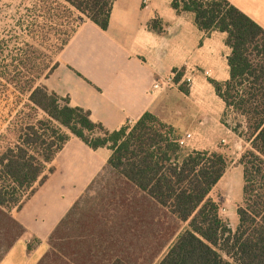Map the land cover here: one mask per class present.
<instances>
[{
	"label": "trees",
	"instance_id": "16d2710c",
	"mask_svg": "<svg viewBox=\"0 0 264 264\" xmlns=\"http://www.w3.org/2000/svg\"><path fill=\"white\" fill-rule=\"evenodd\" d=\"M114 1L35 0L27 21H18L0 39V217L6 219L7 238L12 239L7 251L25 234L11 212L21 209L45 182L56 155L73 136L92 150L110 149L103 172L122 179L152 210L186 224L177 236L171 235L175 238L157 264H264V30L227 0H171L176 14L192 13L207 36L225 34L230 50L229 79L209 83L225 109L244 124L232 131L249 143L239 159L242 204L232 231L209 198L229 165L223 154H183L175 141L180 137L151 112L131 127L108 131L88 111L71 106L68 98L44 84L84 19L107 29ZM148 27L163 32L157 20ZM174 73V83H179L184 69ZM78 203L51 234L49 245ZM137 214L141 224H156L155 216L142 210ZM38 243L31 238L28 251ZM53 254L54 260L62 256ZM106 264L129 263L115 256Z\"/></svg>",
	"mask_w": 264,
	"mask_h": 264
},
{
	"label": "crops",
	"instance_id": "0c3cea01",
	"mask_svg": "<svg viewBox=\"0 0 264 264\" xmlns=\"http://www.w3.org/2000/svg\"><path fill=\"white\" fill-rule=\"evenodd\" d=\"M227 1L264 30V0ZM152 20L161 24V34L148 27ZM224 41L225 34L201 32L192 13L177 15L171 0H115L107 29L84 19L44 84L71 106L88 111L93 122L118 131L146 112L157 113L166 95L151 94V86L175 70L198 69L210 80L227 81L230 50ZM110 156L107 147L92 150L71 136L56 155L53 172L21 209L11 212L25 234L4 249L0 264H93L63 256L49 260L55 249L48 240ZM33 237L39 243L28 251Z\"/></svg>",
	"mask_w": 264,
	"mask_h": 264
},
{
	"label": "rangeland",
	"instance_id": "374dc122",
	"mask_svg": "<svg viewBox=\"0 0 264 264\" xmlns=\"http://www.w3.org/2000/svg\"><path fill=\"white\" fill-rule=\"evenodd\" d=\"M34 2L0 0V39L7 36V30L18 21H27L25 15ZM207 75L198 69H184L180 82L164 91L163 106L155 115L177 136L191 134L182 147L183 154L210 151L227 158V171L209 198L218 204L220 217L234 231L238 224L237 209L242 204L243 177L239 159L249 149V143L232 131L235 125L241 123L243 128L244 124L231 110L225 109ZM152 209L122 179L106 170L54 234L51 240L54 253L93 264H106L115 256L129 264H157L175 238L171 239V235L177 233V236L186 224L180 225L174 218ZM140 210L149 217L155 216L156 224L150 227L141 224L142 219L137 214ZM16 233L17 230H13V235ZM11 240L7 238V221L0 217V255ZM54 257L53 252L47 256L51 261Z\"/></svg>",
	"mask_w": 264,
	"mask_h": 264
},
{
	"label": "built area",
	"instance_id": "2783aa9c",
	"mask_svg": "<svg viewBox=\"0 0 264 264\" xmlns=\"http://www.w3.org/2000/svg\"><path fill=\"white\" fill-rule=\"evenodd\" d=\"M176 76V73H173L171 77L165 80H157L155 81L150 89V93H156V92H164L169 86H171L174 83V78ZM129 127H131V123L127 124ZM173 136V135H172ZM170 136V138H174ZM191 138V134H186L184 137H180L178 139H175V141L178 143V145L182 148L186 145L187 141H189Z\"/></svg>",
	"mask_w": 264,
	"mask_h": 264
}]
</instances>
